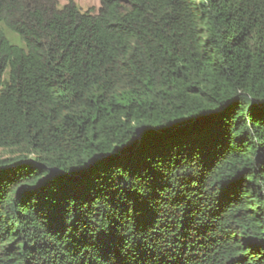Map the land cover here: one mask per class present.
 I'll use <instances>...</instances> for the list:
<instances>
[{
	"label": "trees",
	"instance_id": "obj_1",
	"mask_svg": "<svg viewBox=\"0 0 264 264\" xmlns=\"http://www.w3.org/2000/svg\"><path fill=\"white\" fill-rule=\"evenodd\" d=\"M99 3L0 0V264H264V0Z\"/></svg>",
	"mask_w": 264,
	"mask_h": 264
},
{
	"label": "rangeland",
	"instance_id": "obj_2",
	"mask_svg": "<svg viewBox=\"0 0 264 264\" xmlns=\"http://www.w3.org/2000/svg\"><path fill=\"white\" fill-rule=\"evenodd\" d=\"M70 0H57L59 8L67 4ZM82 12H85L87 10H91L93 13H97L100 3L99 0H71ZM7 37L14 43H18L17 38L10 34L7 33ZM0 155L3 157H7L12 155L9 151H2L0 150ZM34 158V157H30Z\"/></svg>",
	"mask_w": 264,
	"mask_h": 264
},
{
	"label": "snow or ice",
	"instance_id": "obj_3",
	"mask_svg": "<svg viewBox=\"0 0 264 264\" xmlns=\"http://www.w3.org/2000/svg\"><path fill=\"white\" fill-rule=\"evenodd\" d=\"M158 174H156V173H154L153 174V179H156V176H157ZM141 185L140 184H137V187H140Z\"/></svg>",
	"mask_w": 264,
	"mask_h": 264
}]
</instances>
